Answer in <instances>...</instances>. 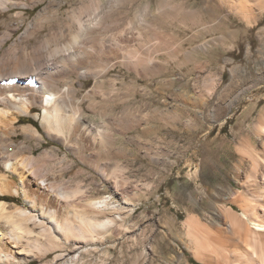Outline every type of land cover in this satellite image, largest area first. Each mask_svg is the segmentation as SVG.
<instances>
[{"label":"bare ground","instance_id":"1","mask_svg":"<svg viewBox=\"0 0 264 264\" xmlns=\"http://www.w3.org/2000/svg\"><path fill=\"white\" fill-rule=\"evenodd\" d=\"M45 1L14 38L19 22L25 23L26 9ZM110 1L84 0L78 8L63 10L65 0H0V264H196L192 258L200 264H264V114L252 127L256 137L244 136L234 145L237 156L228 172L221 152L232 147L231 141L197 140L203 123L223 121L248 89L242 86L247 77L234 75L232 84L220 92L224 69L236 63L235 51L242 43L209 44L206 39L191 46L192 52L219 51L209 62L211 69L222 68L220 76L210 70V82L203 87L196 78L193 95V71L184 70L182 62L165 66L183 49V41L165 28L191 27L205 15L216 24L230 26L236 17L249 28L259 27V50L264 52V0H116V7ZM56 21L68 34L59 44L62 32L56 29L40 35ZM114 27L113 41L106 44L101 32ZM32 39L36 41L30 44ZM253 50L249 42L248 57ZM224 54L231 60L224 61ZM118 66L137 78H162L152 91L143 89L153 111L137 112L127 104L130 94L104 89L106 79L115 84L117 78L108 75ZM89 78L94 79L92 90L79 95ZM250 82V88L264 82V72ZM236 85L242 87L229 96ZM118 106L120 111L114 113ZM87 110L101 117L100 123ZM30 114L39 122L27 119ZM141 127L137 138H129L145 148L148 182L128 175L124 164L100 160L102 152L118 154L119 134ZM189 129L193 138L180 143ZM20 133L24 139L17 143ZM45 134L97 171L109 195L90 196L81 187L57 188L48 175L55 171L59 150L35 153ZM168 134L180 138L164 147L155 143ZM146 135L149 147L141 142ZM191 148L192 156L185 157ZM185 167L191 182L182 181L171 193L172 204L184 210L183 215L159 199L158 208L151 202L143 211L147 217L160 210L159 228L130 220L142 208L133 197L147 192L151 200L164 183L174 182L175 174L181 177ZM212 173L218 176L215 185H210ZM11 175L18 177L17 184ZM191 184L195 187L190 190ZM8 194L22 195L29 208L11 204ZM171 237L185 249L176 251Z\"/></svg>","mask_w":264,"mask_h":264},{"label":"rangeland","instance_id":"2","mask_svg":"<svg viewBox=\"0 0 264 264\" xmlns=\"http://www.w3.org/2000/svg\"><path fill=\"white\" fill-rule=\"evenodd\" d=\"M84 0H65L63 3V10L78 8ZM108 2V0H104ZM47 3V1L42 2L39 4V6H36L35 8L26 9V19L25 23L19 22L21 24V29L17 32V35L14 37L21 35L27 25L32 22L34 17L37 15V13L43 8V6ZM110 3H112L115 7L117 5L116 0H111ZM108 4V3H106ZM117 11V10H116ZM133 12H130L129 15L132 16ZM206 18V19H205ZM234 23L230 24H224V23H213L211 22V17L205 15L201 17V20L199 23L193 24L191 27H184V26H178V25H170L165 28L166 31H170L169 33H172L176 36L177 40H182L183 49L181 53H179V58L174 62L165 63L166 67H176L179 62H182V67L184 70H192L194 77L191 79L190 83V94L193 95L195 92L193 90V82L198 80L199 87H203L204 85L208 84L210 82V76L209 71L211 70L213 73L217 74V76H220L221 69L218 67H214V69H211V63L209 62V59H212L214 57H219L220 52L214 51L210 54H204L203 50L200 49V51H189L191 46L197 45L199 43H202L203 41H208L209 44L214 43H223L226 45L235 43L237 41H241L242 47L241 50L235 51V60L236 63L228 64L226 65L224 71V80L222 81V85L220 87V92L223 91L226 87L230 86L232 84V78L234 75H238L237 77H247L246 81L242 84L243 87H247V91H244V93L241 94L240 98L237 99L236 104L234 105L233 111L226 116V118L223 121L215 122L211 124L209 121H205L201 128L198 131L197 140L200 142L202 140H205V138L209 139H228L231 141V148L228 149L226 152L222 154V159L225 161V167H223L224 171H229L232 168V165L234 163V160L237 156L234 145L240 140V138L244 136H250V138H255L256 136L252 134V127L258 118L260 114H264V82L261 84H258V86H253L250 88V84L254 78L259 76L261 72H264V52H261L259 48L261 47L259 43L260 34H259V27L257 28H249L245 23H243L241 20H239L236 17H233ZM24 24V25H22ZM207 24L213 26L212 29L207 30L204 27L207 26ZM249 28V29H248ZM51 29H56L58 32H62V34L59 35V43H63L68 39L67 31H63L60 29L59 23L52 22L51 24H48L45 29H43L40 32L41 37H45L47 33ZM117 28H111L110 30L102 31V35L104 36V40L106 44H110L111 41H113V32H116ZM202 30V31H201ZM201 31V32H200ZM226 35H225V34ZM223 34V35H222ZM217 36V37H216ZM213 38V39H212ZM226 38V39H225ZM224 40V41H223ZM36 40L32 39L30 41V44L34 43ZM249 42H252L253 44V52L252 56L249 55L248 52V44ZM115 42L112 44L114 45ZM56 45H53L52 47H55ZM115 47V46H114ZM184 51V52H183ZM203 52V53H202ZM225 52V51H223ZM225 55V56H224ZM224 61L230 59L231 56L229 54H224ZM234 56V54H233ZM212 57V58H211ZM181 60V61H180ZM207 60V61H206ZM185 64V65H184ZM234 64V65H233ZM239 65L240 69L237 70L235 66ZM199 65H202L201 67H197ZM191 67V68H190ZM243 68V70H242ZM203 73H202V72ZM250 73H249V72ZM207 72V73H206ZM109 77H116L117 80L115 84H111L109 79H106L104 83V89L106 90H115L117 92H123L126 94H130L127 98L128 103L132 108H135L137 112H146V111H153L154 107L149 106L146 104V99L144 98L143 94L145 91L143 89H146L147 91H152L156 88L158 79L162 80V78H137L133 72H130L126 70L125 68H120L119 66L113 69ZM209 78V79H208ZM249 80V81H248ZM94 84V79L89 78L86 80L85 87L82 89V91L79 92V95H82L87 90H92ZM249 85V86H248ZM242 86L236 85L234 87V91L229 92V96L233 94V92L237 91ZM97 101L100 100V97L97 95ZM137 107V108H136ZM139 107V108H138ZM41 111V109H39ZM120 111V106L116 108L113 112L117 113ZM87 115H93L90 110H87ZM32 118L35 123H38L39 120L37 117H35L34 114H30L26 116L27 119ZM95 121L97 123H100L101 117L94 116ZM151 123V122H150ZM144 126H147L144 124ZM143 127V126H142ZM141 128H135L133 130H130L128 133L125 134H119V139L116 141V147L118 148L117 155H111L108 156L105 152L101 153L100 160L101 162H115L119 164H124L126 166L125 170L128 175H131L134 179L138 181H151V175H150V163L147 157L144 156L145 148L140 147L138 145V141L135 139L137 138L135 135L137 132L142 129ZM212 131L210 132L209 130ZM41 131L43 133L44 129L41 128ZM192 129H189L187 133H184L183 138H180L178 136L177 138H174L171 134L165 135L166 138L155 141L158 145L161 146H168L170 145V140L173 139H181V142H184L187 140V138H193V136L190 134ZM209 131V132H208ZM249 132V134H248ZM46 136V134H45ZM131 136H134L135 138H129ZM149 135H146V137L142 138V145L149 147L150 146V140ZM46 140L43 142V145L41 147L35 148V153L39 154L43 150L47 149H58L59 154L55 157L53 160L55 166L54 173H50L51 175H48V178L55 181V185L57 188L66 187L71 189L80 188L81 189H87L90 193V196H107L109 195V191L106 190L102 186V181L100 179V175L97 171H95L91 166L86 165L81 160L77 159L65 146H63L60 142L50 139L47 136L45 137ZM145 138V139H144ZM24 139V136L20 133L18 137L15 138L17 143H20ZM28 144H34V142L28 141ZM59 147V148H58ZM175 151H179L177 147L174 145L171 146ZM193 149H188L186 151L185 157L192 156ZM65 153L69 154V157L64 158ZM226 154V155H225ZM57 163V164H56ZM61 168L64 166L65 170L61 171ZM50 166L49 164L45 167L48 168ZM68 167V168H67ZM44 169V170H45ZM182 173V174H181ZM180 175L181 177H178V174H175L172 177V180L174 181L172 184L167 185L166 183L163 184L161 189L159 190V193L152 196L151 200L148 199L149 195H147V192L143 194L141 197H133V200H136V202L141 203L140 206L142 208H138L139 211L136 212L130 220H135L137 223H141L143 225H148L151 223V225H154L155 228H159L160 222H161V212L160 210L153 211L150 213L149 216L145 217L144 210L146 205L151 202L157 203L155 208L159 207V202L162 201H168V204L173 203V198L171 196L172 192H175L178 190L182 184V181H185L186 184H189L191 182V179L188 175L189 168L185 167L181 171ZM13 179L15 180V184L19 182V179L15 175H11ZM52 176V178H51ZM221 176V174H220ZM17 177V178H16ZM62 177V178H61ZM212 180L210 185H215L218 182V176L214 173L211 174ZM57 178V179H56ZM60 180V182H58ZM60 184V185H59ZM63 185V186H62ZM69 186V187H68ZM194 185L191 184L189 186V189H194ZM212 186L210 187V189ZM70 189V190H71ZM169 189V190H168ZM171 190V191H170ZM160 196V197H159ZM3 197V196H1ZM147 198V199H146ZM160 199V201H159ZM6 200L9 201L13 205L22 206L24 208H29L28 204L24 201V198L22 195H16V194H8L6 195ZM141 201V202H140ZM26 205V206H25ZM173 205V204H172ZM174 206V205H173ZM177 207L174 206V211L180 212L181 215L185 212L184 210H178ZM72 212V211H71ZM172 212V211H171ZM63 216V212L61 213ZM73 214V212L71 213ZM59 214V217H63ZM72 216V215H70ZM74 217V214L73 216ZM75 218V217H74ZM149 220V221H148ZM32 226L33 224L30 223ZM163 231V230H162ZM170 244L176 251H180L181 249H185L184 245L174 238H170ZM182 244V245H181ZM182 247V248H181ZM187 255L191 256L190 252L188 250H185ZM54 254H51L49 258H51ZM192 262L196 264H200L193 258L191 259Z\"/></svg>","mask_w":264,"mask_h":264}]
</instances>
